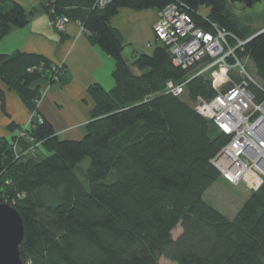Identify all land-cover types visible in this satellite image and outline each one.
Here are the masks:
<instances>
[{"label": "trees", "instance_id": "trees-1", "mask_svg": "<svg viewBox=\"0 0 264 264\" xmlns=\"http://www.w3.org/2000/svg\"><path fill=\"white\" fill-rule=\"evenodd\" d=\"M94 1L41 0L51 21L80 24L115 62L113 88L94 84L87 90L93 108L83 138L62 140L43 119L25 129L31 144L0 136V204L21 217L22 262L159 264L165 258L175 264H264V180L247 190L232 219L203 200L218 180L229 185L211 163L229 137L194 108L197 98L213 97L209 79L189 81L193 72L175 67L168 47L156 43L150 54L133 52L129 66L122 55L127 45L109 22L120 9L182 3L197 27L215 24L250 39L237 54L253 65L251 75L263 90L264 29L245 26L227 0H112L99 10ZM201 9L208 10L205 18ZM27 21L18 3L0 0V41ZM58 66L35 53L0 54V82L38 115V84L59 82L64 67ZM187 80L180 96L165 92L167 82ZM250 88L260 101L264 92ZM0 102L3 110L1 91Z\"/></svg>", "mask_w": 264, "mask_h": 264}, {"label": "built area", "instance_id": "built-area-1", "mask_svg": "<svg viewBox=\"0 0 264 264\" xmlns=\"http://www.w3.org/2000/svg\"><path fill=\"white\" fill-rule=\"evenodd\" d=\"M111 1L95 0L92 8L102 9ZM156 14L152 44L167 46L172 64L193 72L189 81L206 76L215 92L210 100L199 97L194 104L199 115L229 137L212 165L229 185H242L249 191L258 189L264 180V96L256 101L250 87L264 90L247 70L244 58L237 54L250 39L240 40L215 24H210L209 30L197 27L182 3L169 4ZM67 23L66 18L51 21L60 32ZM232 75L239 81L233 82ZM187 82H167L165 92L180 96ZM32 118L33 123H42L39 115L32 114ZM26 128L19 137L27 135Z\"/></svg>", "mask_w": 264, "mask_h": 264}, {"label": "crops", "instance_id": "crops-1", "mask_svg": "<svg viewBox=\"0 0 264 264\" xmlns=\"http://www.w3.org/2000/svg\"><path fill=\"white\" fill-rule=\"evenodd\" d=\"M18 3L28 18L22 28H12L0 41V54L11 55L17 51L35 53L49 62L63 65L64 74L59 82H39L43 93L37 104L38 115L47 121L62 140H80L93 108L87 94L90 86L97 84L109 91L114 86L112 73L115 62L93 44L88 33L75 22H68L63 31H57L41 6V0H11ZM53 3L56 0H46ZM208 10H206L207 14ZM157 10L132 11L120 9L110 19V26L118 31L123 44L126 63H133L132 53L150 54L154 39L153 25ZM126 57H130V61ZM4 109L0 102V136L8 139L18 136L20 128L30 127L32 113L16 93L7 90L0 82ZM13 125V129L10 126Z\"/></svg>", "mask_w": 264, "mask_h": 264}, {"label": "rangeland", "instance_id": "rangeland-1", "mask_svg": "<svg viewBox=\"0 0 264 264\" xmlns=\"http://www.w3.org/2000/svg\"><path fill=\"white\" fill-rule=\"evenodd\" d=\"M230 9L237 15L240 21L245 24V26L250 27L252 30H262L264 29V1L255 4L250 9H244L241 4H230ZM201 14H206L205 9L200 10ZM125 56V53H124ZM126 57V56H125ZM130 61V57H126ZM247 69L250 74H254L253 65L249 60L244 58ZM43 96V93L41 94ZM24 136L30 144L33 142V139L30 137ZM81 167L86 168L88 166V159H85L80 164ZM249 196V192L242 185L238 187L230 186L221 180L215 182L209 190H207L203 196V200L224 216L229 219H232L236 213L240 210L242 205L245 203ZM179 227L173 232V238H177L180 234ZM159 264H175L165 258H160Z\"/></svg>", "mask_w": 264, "mask_h": 264}, {"label": "water", "instance_id": "water-1", "mask_svg": "<svg viewBox=\"0 0 264 264\" xmlns=\"http://www.w3.org/2000/svg\"><path fill=\"white\" fill-rule=\"evenodd\" d=\"M227 1L230 4H241L244 9H250L264 0ZM23 233V223L18 211L7 203L0 204V264H24L19 255Z\"/></svg>", "mask_w": 264, "mask_h": 264}, {"label": "flooded vegetation", "instance_id": "flooded-vegetation-1", "mask_svg": "<svg viewBox=\"0 0 264 264\" xmlns=\"http://www.w3.org/2000/svg\"><path fill=\"white\" fill-rule=\"evenodd\" d=\"M243 7V6H242Z\"/></svg>", "mask_w": 264, "mask_h": 264}]
</instances>
